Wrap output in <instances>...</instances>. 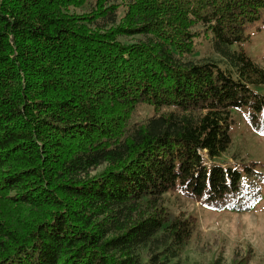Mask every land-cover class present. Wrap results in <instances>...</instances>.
Wrapping results in <instances>:
<instances>
[{
    "label": "trees",
    "instance_id": "1",
    "mask_svg": "<svg viewBox=\"0 0 264 264\" xmlns=\"http://www.w3.org/2000/svg\"><path fill=\"white\" fill-rule=\"evenodd\" d=\"M258 22L264 0H0V264H180L195 225L164 196L254 210L259 163L224 159L233 111L264 137Z\"/></svg>",
    "mask_w": 264,
    "mask_h": 264
},
{
    "label": "rangeland",
    "instance_id": "2",
    "mask_svg": "<svg viewBox=\"0 0 264 264\" xmlns=\"http://www.w3.org/2000/svg\"><path fill=\"white\" fill-rule=\"evenodd\" d=\"M247 33L250 41L243 48L253 62L264 68V24L256 23ZM145 114L150 113L145 111ZM232 117L235 122L232 145L224 160L233 156L257 162L264 174V137L247 126L243 110L233 111ZM163 199L168 212L191 217L195 225L179 257L180 264H233L238 258L245 264H264V189L263 198L254 210L236 214H218L182 193L169 194Z\"/></svg>",
    "mask_w": 264,
    "mask_h": 264
}]
</instances>
